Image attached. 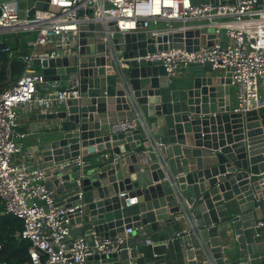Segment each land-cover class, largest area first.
Listing matches in <instances>:
<instances>
[{"label": "water", "instance_id": "95a60500", "mask_svg": "<svg viewBox=\"0 0 264 264\" xmlns=\"http://www.w3.org/2000/svg\"><path fill=\"white\" fill-rule=\"evenodd\" d=\"M49 1L56 0L36 6L46 8ZM31 4L19 1L21 17ZM207 32L210 42L200 38ZM212 33L207 27L190 28L154 39L144 31L115 32V47L129 66L127 88L106 73L102 43L78 54L33 60L39 67L34 75L45 82H78L79 94L56 112L39 114L59 120L57 135L29 152L42 157L38 167L46 170V186L57 204L78 206L70 220L72 237L93 229L122 240L118 252L90 255L85 264H164L161 259L146 263L138 247L147 239L168 240L181 229L182 219H175L181 203L189 205L186 211L203 248H185L182 264H264V123L250 118L264 106L231 112L229 74H216L208 62L190 63L169 78L160 61L145 59L156 49L183 45V37L188 50L211 45ZM85 36L80 31L78 41L57 43V48H76ZM0 48L6 50V43ZM25 54L17 51L8 60L11 79L21 74ZM133 106L143 123L114 131L112 124L135 117ZM96 151L103 154L88 158ZM128 227L134 230L126 239Z\"/></svg>", "mask_w": 264, "mask_h": 264}, {"label": "built area", "instance_id": "2783aa9c", "mask_svg": "<svg viewBox=\"0 0 264 264\" xmlns=\"http://www.w3.org/2000/svg\"><path fill=\"white\" fill-rule=\"evenodd\" d=\"M19 1L0 3V34H34L25 42L27 50L22 57L21 74L0 92L2 214L21 220L19 236L29 242V260L23 264H85L90 255L118 252L122 240L106 237L93 229L72 237L70 220L78 206L57 204L46 186V170L37 166L33 152L24 149L26 134L19 129L18 107L28 113L38 110L49 114L59 110L66 99L79 94L78 82L61 86L58 81L45 82L42 76L34 75L33 60L78 54L82 47L90 49L91 45L102 43L106 73L115 74L119 83L127 88L129 66L115 47V32L144 31L155 39L190 28H211L214 35L211 45L204 43L197 50H188L183 37V45L156 49L147 53L145 59L160 61L169 78L190 63H210L212 69L222 70L223 75L228 73L230 85L235 88V102L230 111L245 114L264 106L260 92V83L264 81V0H206L198 4L191 0H56L47 2L46 8L36 6L46 0H32L31 5L22 9V17ZM32 8L34 12L29 16ZM84 24H99L100 28L82 29ZM80 31L86 33L84 43L77 42L76 48H57V43L78 41ZM90 34L93 41L88 40ZM39 47L45 49L37 50ZM62 49L65 53L60 52ZM15 53L10 51L9 59ZM133 109L135 117L112 124L114 131L135 129L143 123L138 108L133 106ZM152 149L155 146L152 145ZM186 208L189 205L181 203L182 211L175 219L186 220L187 236L196 237L197 245L190 243L187 248L203 250L195 220ZM133 230L132 227L124 229L126 239ZM145 242L151 244L149 239ZM0 264L5 262L0 261Z\"/></svg>", "mask_w": 264, "mask_h": 264}, {"label": "crops", "instance_id": "0c3cea01", "mask_svg": "<svg viewBox=\"0 0 264 264\" xmlns=\"http://www.w3.org/2000/svg\"><path fill=\"white\" fill-rule=\"evenodd\" d=\"M153 27V25H151ZM11 33V32H3L2 34ZM20 33L25 32H19V33H11L14 35V42L23 41L24 46L21 47L20 45H15V50H27L26 49V40L30 37H33V33H26L24 35L20 36ZM213 34V33H212ZM0 35V41L2 42V38ZM202 37V41L210 42V38L212 35L210 32L203 33L200 35V38ZM21 39V40H20ZM4 40V39H3ZM194 44V43H193ZM195 45V44H194ZM45 49L44 47H39L37 50ZM61 53H65L64 50H60ZM34 70H38L39 67L33 66ZM216 74L223 75L222 70H215ZM10 78V76H9ZM11 80V78H10ZM69 83H60L61 86H66ZM260 92L261 95L264 98V81L260 83ZM230 100L232 101V105L235 102V88L234 86H230ZM18 123H19V129L22 130L26 136L23 139V145L25 151H29L32 149L34 144H37L38 142H46L57 135L54 131L57 129V126L59 125L58 119H47V118H39L40 112L38 110H34L33 112H26L22 107H18ZM260 118L261 121L264 123V107L261 108L258 111H255L250 114V118ZM251 118V119H252ZM103 154V152H95L93 155H89L88 158H96ZM35 163L40 164L42 162V157L39 153H33ZM176 159L177 156H175ZM176 166L179 168L180 162H176ZM150 177V176H149ZM154 184V183H153ZM263 222V220L259 221ZM78 226V225H76ZM181 229L178 230L177 233L179 235L175 234L174 236H171L168 240L164 241H158L153 242L151 241V244H145L143 246L138 247V250H141L144 253L145 261L146 263L152 262L154 260H164V264H182V252L187 248L188 244L194 243L197 245V240L195 236H187L186 231L188 229L186 220L182 219L180 222ZM140 237L139 234H137V238ZM199 249V248H197ZM196 249V250H197ZM195 250V251H196Z\"/></svg>", "mask_w": 264, "mask_h": 264}, {"label": "trees", "instance_id": "16d2710c", "mask_svg": "<svg viewBox=\"0 0 264 264\" xmlns=\"http://www.w3.org/2000/svg\"><path fill=\"white\" fill-rule=\"evenodd\" d=\"M24 34L26 33H20V36ZM3 35L1 37L2 42L6 43L8 49L3 50L0 48V92L10 83L7 70L9 52L16 51L15 45L24 46L23 41L9 44L7 41L3 40ZM2 210L3 205L0 202V261H4L5 264H23L29 260V242L19 236V232L22 230L21 220L11 214H2Z\"/></svg>", "mask_w": 264, "mask_h": 264}, {"label": "rangeland", "instance_id": "374dc122", "mask_svg": "<svg viewBox=\"0 0 264 264\" xmlns=\"http://www.w3.org/2000/svg\"><path fill=\"white\" fill-rule=\"evenodd\" d=\"M1 35V34H0ZM3 35V34H2ZM1 35V37H2ZM3 38L5 41H7L9 44H13L14 43V35L11 33H6L3 35ZM12 82V80H10V83Z\"/></svg>", "mask_w": 264, "mask_h": 264}]
</instances>
